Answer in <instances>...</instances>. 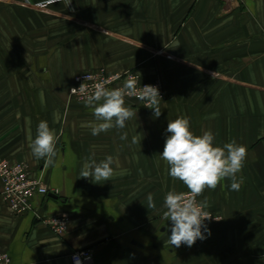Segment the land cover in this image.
Here are the masks:
<instances>
[{"label": "crops", "instance_id": "obj_1", "mask_svg": "<svg viewBox=\"0 0 264 264\" xmlns=\"http://www.w3.org/2000/svg\"><path fill=\"white\" fill-rule=\"evenodd\" d=\"M0 0V161L24 163L51 189L47 217H67L55 235L35 212L14 215L0 183V254L11 264H72L92 250L94 264H264V0ZM136 71L161 82V115L126 101L137 116L122 130L91 134L84 103L69 98L80 73ZM216 143L247 147L239 191L223 181L206 189L208 209L224 222L205 239L176 248L162 216L165 194L188 189L160 159L169 120ZM41 120L59 137L53 166L30 142ZM122 132L128 138L121 140ZM137 138L135 144L133 137ZM112 155L114 174L80 177L88 157ZM57 192V194L55 193ZM151 193L155 209L147 208Z\"/></svg>", "mask_w": 264, "mask_h": 264}, {"label": "clouds", "instance_id": "obj_2", "mask_svg": "<svg viewBox=\"0 0 264 264\" xmlns=\"http://www.w3.org/2000/svg\"><path fill=\"white\" fill-rule=\"evenodd\" d=\"M57 2V0H53ZM72 0H65L66 7ZM87 86L73 88L75 93L86 92ZM136 97L143 102L144 107L153 110L155 118L161 115L160 104L162 97L157 86H137L133 80L126 81L116 88L97 84L94 90L85 95L84 106L91 110L95 123L91 126V134L97 136L109 130H122L126 122L137 116L126 104V97ZM163 152L160 159L165 162L168 175L174 181H180L190 194L178 192L174 188L168 191L163 198L162 216L165 221L171 222L169 242L179 248L182 245L193 246L197 240L205 239V231L210 235L205 221L211 218L206 210L209 207L208 199L197 198L202 196L206 189L215 190L223 181H230V189L239 191L243 180L238 174L242 173L247 159V147L235 139L222 144L216 143V136L212 131H204L201 135L191 130L190 118L186 116L169 120ZM128 138L127 132H122L121 140ZM58 135L49 127L45 120H41L36 129V135L30 142L32 155L44 160L45 165L53 166L58 156ZM137 138H132L135 144ZM114 158L108 155L97 162L94 157L86 158L80 177L91 179L96 183L108 181L114 174L112 165ZM148 209H155L153 194L147 196Z\"/></svg>", "mask_w": 264, "mask_h": 264}, {"label": "built area", "instance_id": "obj_3", "mask_svg": "<svg viewBox=\"0 0 264 264\" xmlns=\"http://www.w3.org/2000/svg\"><path fill=\"white\" fill-rule=\"evenodd\" d=\"M53 1H47L35 4V7L45 9L50 6ZM133 80L137 82V86L153 85L157 86L160 96H163L162 84L158 82L145 83L141 76L134 71H125L122 73L110 74L106 69H100L91 72L78 74L74 79L73 88H79L84 83L87 88L86 92H69V98L83 103L86 94L92 92L97 84H104L109 88L122 86L126 81ZM126 101L138 106L143 110H151L144 107L143 102L136 97H126ZM0 183L2 185L3 199L16 216H23L31 212H35L36 218L41 224L47 225L51 231L57 235H63L69 227V219L67 217H47L43 212V204L35 209L34 201L36 198H46L50 195L51 189L43 182L40 177H32L30 169L24 163L12 164L8 161H0ZM57 194V192H55ZM188 194H190L188 192ZM213 217L205 221L208 225ZM218 218H215V220ZM72 264H94V256L91 250H82L71 255ZM0 264H11V258L8 254H0Z\"/></svg>", "mask_w": 264, "mask_h": 264}, {"label": "rangeland", "instance_id": "obj_4", "mask_svg": "<svg viewBox=\"0 0 264 264\" xmlns=\"http://www.w3.org/2000/svg\"><path fill=\"white\" fill-rule=\"evenodd\" d=\"M0 4H1V2H0ZM134 72H136V71H134ZM80 74V73H79ZM139 74V73H138ZM140 75V74H139ZM158 82V81H157ZM161 83V82H160ZM162 84V83H161ZM162 87H163V96H162V101H161V103L163 102V100H164V97H165V93H164V86L162 85ZM188 190L187 191H185L184 193L185 194H188ZM198 200H203L204 199V193H203V195L202 196H200V197H198L197 198ZM209 213H210V215H212V217H213V219H212V221L208 224V225H206V227H207V229H212V228H216L217 226H220L223 222H224V217H223V215L222 214H219V213H217V212H214V211H212V210H210V209H206ZM56 217V216H55ZM57 217H59V216H57ZM215 218H218V219H216L215 220ZM53 232V231H52ZM54 233V232H53ZM55 234V233H54ZM55 235H57V234H55ZM92 251V250H91ZM93 253V252H92Z\"/></svg>", "mask_w": 264, "mask_h": 264}]
</instances>
